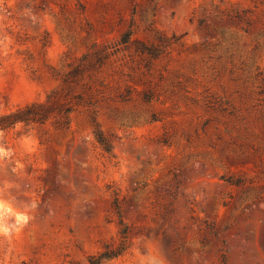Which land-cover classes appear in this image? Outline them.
<instances>
[{
	"label": "rangeland",
	"instance_id": "obj_1",
	"mask_svg": "<svg viewBox=\"0 0 264 264\" xmlns=\"http://www.w3.org/2000/svg\"><path fill=\"white\" fill-rule=\"evenodd\" d=\"M94 50L0 130V264H264V0H0V116Z\"/></svg>",
	"mask_w": 264,
	"mask_h": 264
},
{
	"label": "trees",
	"instance_id": "obj_2",
	"mask_svg": "<svg viewBox=\"0 0 264 264\" xmlns=\"http://www.w3.org/2000/svg\"><path fill=\"white\" fill-rule=\"evenodd\" d=\"M106 58L107 53L104 50H94L86 54L80 63L63 76L61 89L66 92V96L68 95L70 97L67 103L60 104L54 109L49 105V100L52 98V96H49L46 103H32L18 108L8 114L0 116V130L4 131L13 128L17 123H44L52 118L60 127H68L70 124V114L77 110L78 106L91 104L92 102L91 96L85 94V90L89 89L88 84H84V92L81 93H73L74 88L79 84L85 72L97 71ZM94 125L96 138L103 146H107L95 120ZM121 234H126L125 229L121 230ZM113 256H115L114 250L107 248L101 253V257L104 258H111Z\"/></svg>",
	"mask_w": 264,
	"mask_h": 264
},
{
	"label": "clouds",
	"instance_id": "obj_3",
	"mask_svg": "<svg viewBox=\"0 0 264 264\" xmlns=\"http://www.w3.org/2000/svg\"><path fill=\"white\" fill-rule=\"evenodd\" d=\"M0 208H3L2 202H0ZM7 211H11V210L10 209H7ZM2 215L3 214L0 213V219H2ZM20 221H26V217L23 216L22 214L17 215V222H20ZM6 230H7L6 227L2 223H0V232H4Z\"/></svg>",
	"mask_w": 264,
	"mask_h": 264
}]
</instances>
